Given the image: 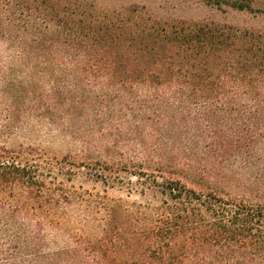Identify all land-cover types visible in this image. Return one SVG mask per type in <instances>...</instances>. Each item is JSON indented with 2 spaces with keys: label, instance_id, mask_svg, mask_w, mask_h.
Masks as SVG:
<instances>
[{
  "label": "rangeland",
  "instance_id": "374dc122",
  "mask_svg": "<svg viewBox=\"0 0 264 264\" xmlns=\"http://www.w3.org/2000/svg\"><path fill=\"white\" fill-rule=\"evenodd\" d=\"M62 1L45 18L21 0H0V146L51 162L49 180L74 198L60 210L68 233L16 264H94L90 246L71 237L92 240L108 205L152 200L141 191L151 149L225 167V178L209 180L264 203V123L240 113V88L264 100V0L244 9L236 0ZM201 26L214 34L210 55L185 58L175 33ZM58 246L71 252L55 256ZM226 254L221 264H264L257 253Z\"/></svg>",
  "mask_w": 264,
  "mask_h": 264
},
{
  "label": "trees",
  "instance_id": "16d2710c",
  "mask_svg": "<svg viewBox=\"0 0 264 264\" xmlns=\"http://www.w3.org/2000/svg\"><path fill=\"white\" fill-rule=\"evenodd\" d=\"M21 1L26 9H36L45 18L56 13L63 2ZM251 1L236 0L235 6L248 8ZM67 13L75 24L74 10L67 8ZM175 35L185 58L210 55L214 34L209 28H179ZM84 37L80 34V43ZM203 87V92L219 94L218 87ZM240 90V99L246 103L240 113L257 124L264 123V100L250 87ZM143 139L140 142L148 151ZM144 159L152 177L142 183L141 191L145 196L151 193L152 200L135 203L131 210L122 203L108 205L100 233L92 240L71 237L78 246H90L94 264H221L218 256L227 252H253L264 258V203L232 197L219 187L221 181L209 180L214 174L225 178V167L194 165L191 156L168 158L156 149L147 152ZM53 167L32 149L0 146V264L40 256L58 244L60 233H68L65 214L60 210L74 198L49 180L57 177H53ZM182 177L191 179L201 190L189 187ZM66 247L58 246L52 254H69Z\"/></svg>",
  "mask_w": 264,
  "mask_h": 264
}]
</instances>
